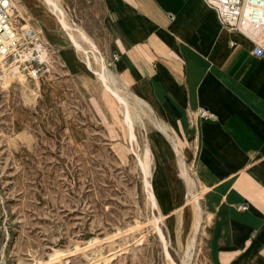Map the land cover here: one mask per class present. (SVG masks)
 <instances>
[{
    "label": "rangeland",
    "instance_id": "rangeland-1",
    "mask_svg": "<svg viewBox=\"0 0 264 264\" xmlns=\"http://www.w3.org/2000/svg\"><path fill=\"white\" fill-rule=\"evenodd\" d=\"M58 1L84 31L79 40L92 66L61 30L56 47L48 43L54 86L43 76L41 88L26 91L0 77V264H215L219 217L211 222L201 201L195 232L188 189L198 188L187 175L163 170L167 157L156 155L149 137L151 108L126 89L136 111L132 140L123 106L97 74L94 53L109 60L102 0Z\"/></svg>",
    "mask_w": 264,
    "mask_h": 264
},
{
    "label": "crops",
    "instance_id": "crops-1",
    "mask_svg": "<svg viewBox=\"0 0 264 264\" xmlns=\"http://www.w3.org/2000/svg\"><path fill=\"white\" fill-rule=\"evenodd\" d=\"M102 5L108 58L151 108L149 137L167 157L163 170L190 172L211 222L221 221L212 260L264 264V56L206 0ZM203 107L214 117L201 118Z\"/></svg>",
    "mask_w": 264,
    "mask_h": 264
},
{
    "label": "built area",
    "instance_id": "built-area-1",
    "mask_svg": "<svg viewBox=\"0 0 264 264\" xmlns=\"http://www.w3.org/2000/svg\"><path fill=\"white\" fill-rule=\"evenodd\" d=\"M223 26L242 32L253 42V53L264 56V0H206ZM12 0H0V57L14 63L26 77L36 79L51 71L53 50L35 26L21 29V16ZM199 116L214 117L208 108Z\"/></svg>",
    "mask_w": 264,
    "mask_h": 264
},
{
    "label": "bare ground",
    "instance_id": "bare-ground-1",
    "mask_svg": "<svg viewBox=\"0 0 264 264\" xmlns=\"http://www.w3.org/2000/svg\"><path fill=\"white\" fill-rule=\"evenodd\" d=\"M12 4L14 8L17 9L15 10V12L19 14V16H21L22 18V20H20L22 30L24 28L32 26L30 19L33 18L37 22L40 23L42 32L44 33L43 35L45 36V39H47V43H50L52 45H55L56 35H58L59 31L61 32V30H63L66 33L67 39L72 43V45L78 51L80 50L85 51L84 58L86 60V65L92 66L89 49L86 48L79 40L81 38H85V39L87 38L84 31H82L81 29L79 30L75 28L67 21L65 17L64 9L58 0H29V1L28 0H12ZM21 8L27 11L30 19H25L24 14L21 13L23 12ZM56 45L54 46V48L56 47ZM92 45L95 46L93 43ZM94 56L100 64V67L96 70H97V74L99 78L101 79L103 85L109 91V93L112 96H114L116 100L123 106L124 117H125L124 119L126 120L130 128L129 138L133 140L135 139V133L133 131V128H134V122L136 120V111L132 105V101L129 98L128 93L126 92L127 91L125 89L126 87L120 81V77L115 69V59L107 60L105 56L101 54L99 55L97 53H94ZM43 76H46L47 78L44 80L45 84L51 85V86L55 85V81L52 80L51 78L53 77V74L51 73V71L42 75L39 78L33 79L34 81L32 83L28 80V77H26L22 72L18 70L17 66L14 63L3 60L0 57V77L2 79V82L4 83L8 84L12 81H15L17 83H20L24 90L35 91L37 88H41L40 79ZM140 162L142 164V167H143L142 169L144 170V174H145V187L148 193L147 196L149 200L151 201V204L157 207L158 203H157L156 196L154 194L151 182L149 180L148 171L146 169L147 166L145 167V164L142 158H140ZM180 167L182 168L183 173L185 172L187 174L190 182L194 183V179L191 173L188 172L185 168H183L182 165ZM188 191H189V195L193 197L196 203L195 207L197 208V215L194 221L195 222L194 227H195V232H197L198 228L202 225L201 198H199V191L193 190L191 183L189 185Z\"/></svg>",
    "mask_w": 264,
    "mask_h": 264
}]
</instances>
